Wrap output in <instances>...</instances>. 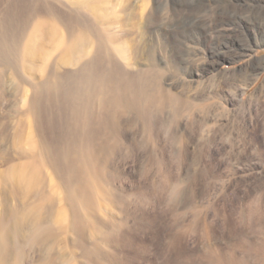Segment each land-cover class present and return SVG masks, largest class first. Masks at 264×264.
Listing matches in <instances>:
<instances>
[{
  "label": "bare ground",
  "instance_id": "1",
  "mask_svg": "<svg viewBox=\"0 0 264 264\" xmlns=\"http://www.w3.org/2000/svg\"><path fill=\"white\" fill-rule=\"evenodd\" d=\"M60 3L61 9L50 0H9L13 24L0 27V87L12 75L31 88L23 104L25 126L10 124V150L1 155L0 264H24L26 247L40 249L36 264H73L72 256L53 252L59 235L71 230L83 252L99 259L100 246L92 251L85 241L89 232H101L95 211L101 199L110 197L101 180L109 162L151 163L155 169L146 168L143 176H152V188L169 189L176 201L179 187L157 179L163 162L173 156L159 152V147H174L185 111L196 131L211 119L219 121L221 107L212 100L214 86L192 85L194 67L205 76L222 56L244 53L235 46L236 33L245 34L246 21L264 28V0ZM220 11L229 16H218ZM211 32V50L202 55L191 47V40ZM162 52L185 76L174 79L163 66ZM55 53L58 58L53 59ZM62 65L75 69L62 70ZM32 123L39 141L32 131L25 132ZM129 132L134 137L128 143ZM50 167L64 189L70 210L67 225L61 224L65 211L60 209L65 208H54L59 198L51 194ZM10 197L16 203L11 204ZM145 215L140 219L143 229ZM118 230L114 225L116 234ZM101 233L104 239L112 235ZM120 238L125 247L134 242L128 230Z\"/></svg>",
  "mask_w": 264,
  "mask_h": 264
},
{
  "label": "rangeland",
  "instance_id": "2",
  "mask_svg": "<svg viewBox=\"0 0 264 264\" xmlns=\"http://www.w3.org/2000/svg\"><path fill=\"white\" fill-rule=\"evenodd\" d=\"M50 1L61 9L63 0ZM220 12V17L229 16ZM12 18L9 0H0V27L12 25ZM245 24V34L236 33L239 36L235 46L244 53L222 56L205 76H200L194 67L193 86H214L211 95L221 106L217 112L219 121L211 119L195 131L187 110L176 129L174 147H159V152L173 156L163 162V174L157 179L167 181L171 188L177 185L181 190L178 199L173 202L169 189L152 188L153 177L143 176L146 168L155 169L151 163L109 162L101 180L110 197L101 199L95 212L101 232L112 235L104 239L101 232H89L85 241L89 250L95 251L98 245L103 254L99 259L86 255L72 230L59 235L54 253L72 256L73 264H264V28L247 21ZM214 38L215 33L211 32L191 40L190 45L204 55L212 49ZM160 55L175 80L185 76L183 71L174 70L169 54ZM56 58L57 53L53 56ZM62 67L75 69L71 65ZM8 79L0 87V167H4L1 155L10 150V124L25 126L23 104L31 94L30 86L21 85L12 75ZM198 117L203 120V113ZM31 126L25 132L32 131L39 141L36 126ZM50 133L49 137L53 135ZM133 137L129 132L126 142ZM52 170L48 168L51 194L59 198L54 208H65L60 209L65 211L61 224L67 225L70 210L63 200L64 189L59 187L61 183ZM144 196L148 197L147 203L141 209ZM9 200L16 203L12 197ZM143 212L148 223L145 229L140 224ZM116 224L118 234L114 232ZM125 230L134 241L128 247L120 240ZM39 253L38 248L26 247L24 264H36Z\"/></svg>",
  "mask_w": 264,
  "mask_h": 264
}]
</instances>
